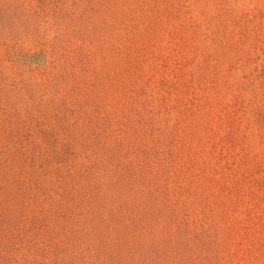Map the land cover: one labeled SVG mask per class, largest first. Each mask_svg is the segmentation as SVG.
<instances>
[{"label": "rangeland", "instance_id": "374dc122", "mask_svg": "<svg viewBox=\"0 0 264 264\" xmlns=\"http://www.w3.org/2000/svg\"><path fill=\"white\" fill-rule=\"evenodd\" d=\"M0 264H264V0H0Z\"/></svg>", "mask_w": 264, "mask_h": 264}]
</instances>
